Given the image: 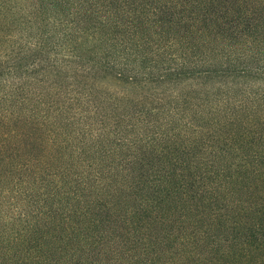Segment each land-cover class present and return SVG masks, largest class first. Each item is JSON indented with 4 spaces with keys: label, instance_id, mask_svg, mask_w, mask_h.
<instances>
[{
    "label": "trees",
    "instance_id": "trees-1",
    "mask_svg": "<svg viewBox=\"0 0 264 264\" xmlns=\"http://www.w3.org/2000/svg\"><path fill=\"white\" fill-rule=\"evenodd\" d=\"M259 181L264 241V0H0V264H131Z\"/></svg>",
    "mask_w": 264,
    "mask_h": 264
},
{
    "label": "rangeland",
    "instance_id": "rangeland-1",
    "mask_svg": "<svg viewBox=\"0 0 264 264\" xmlns=\"http://www.w3.org/2000/svg\"><path fill=\"white\" fill-rule=\"evenodd\" d=\"M260 185V181L254 182L248 188L251 190L248 195L247 187L244 191V188L231 191L225 200L222 197L210 203L188 200L177 208L166 205L165 213L156 212L158 219L150 214L139 216L135 229L138 235L145 236L147 249L144 257L135 253L131 264H160L162 261L163 264H264V241L260 234L263 231L254 233L253 227L248 228V225L253 226L252 221L240 210L246 205H255ZM261 223L264 224V220ZM205 233L207 236L199 240ZM160 238L164 240L159 242ZM205 248L211 251L205 253ZM158 249H162L164 255L157 256V253L152 259L153 251ZM226 249L228 252L223 255ZM129 253L132 252L127 251L125 255Z\"/></svg>",
    "mask_w": 264,
    "mask_h": 264
}]
</instances>
